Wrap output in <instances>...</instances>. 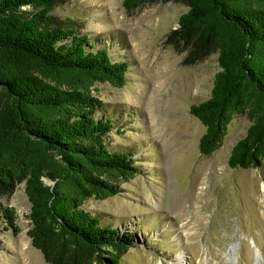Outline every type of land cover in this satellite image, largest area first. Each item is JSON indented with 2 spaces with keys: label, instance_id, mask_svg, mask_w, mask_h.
<instances>
[{
  "label": "trees",
  "instance_id": "16d2710c",
  "mask_svg": "<svg viewBox=\"0 0 264 264\" xmlns=\"http://www.w3.org/2000/svg\"><path fill=\"white\" fill-rule=\"evenodd\" d=\"M57 1L0 0V196L23 181L27 235L47 264H120L134 234L84 203L119 194L120 182L140 170L127 151L105 144L113 117L98 114L105 103L93 93L98 81L123 86L128 62L61 26L51 13ZM144 1L156 0L122 4L129 10ZM184 1L165 43L193 41L217 53L209 96L188 108L204 127L198 151L219 148L234 114L245 112L250 124L227 164L257 168L264 162V0ZM0 219L18 231L14 207L0 206Z\"/></svg>",
  "mask_w": 264,
  "mask_h": 264
},
{
  "label": "rangeland",
  "instance_id": "374dc122",
  "mask_svg": "<svg viewBox=\"0 0 264 264\" xmlns=\"http://www.w3.org/2000/svg\"><path fill=\"white\" fill-rule=\"evenodd\" d=\"M187 8L184 0L144 1L129 10L122 0H58L52 8L61 26L128 62L123 86L98 81L93 93L105 103L98 114L113 117L105 144L127 151L140 170L120 182L119 194L88 198L84 207L134 234L120 264H264V162L227 164L250 121L245 112L234 114L222 145L199 153L204 127L188 108L209 96L217 53L195 49L193 41L165 43ZM23 186L0 196V206L14 207L18 227L4 229L0 219V264H47L27 235Z\"/></svg>",
  "mask_w": 264,
  "mask_h": 264
}]
</instances>
